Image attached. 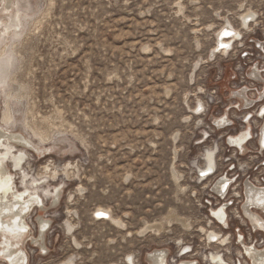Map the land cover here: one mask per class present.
<instances>
[{"label": "rangeland", "instance_id": "374dc122", "mask_svg": "<svg viewBox=\"0 0 264 264\" xmlns=\"http://www.w3.org/2000/svg\"><path fill=\"white\" fill-rule=\"evenodd\" d=\"M12 5L10 14L0 11V116L9 112L5 129L47 152L39 157L12 144L3 150L10 166L25 149L23 168L12 170L18 189L29 188L47 204L60 187L56 207L41 213L53 222L50 254L39 258L28 248V264H146L145 254L162 248L174 262L181 246L183 260L205 264L203 256L215 252L229 264H248L232 239L240 232L246 243L264 245L237 219L245 180L264 181V152L255 137L261 120L251 123L250 154L228 149L225 139L243 128L242 113L229 109L238 100L231 92L250 86L253 97L261 89L247 78L256 64L264 69L255 48L264 41V0ZM247 15L253 19L245 27ZM224 27L237 35L231 52L216 47ZM223 113L232 126L219 131L211 123ZM213 147L217 174L200 182ZM233 166L225 232L232 238L229 245H209L207 231L223 233L208 217L218 204L211 186ZM236 192L241 199L232 197ZM98 209L112 220L96 222Z\"/></svg>", "mask_w": 264, "mask_h": 264}, {"label": "bare ground", "instance_id": "6f19581e", "mask_svg": "<svg viewBox=\"0 0 264 264\" xmlns=\"http://www.w3.org/2000/svg\"><path fill=\"white\" fill-rule=\"evenodd\" d=\"M12 4L13 0H0V11L10 14L13 9ZM248 16L249 15L242 18L243 26L245 27L252 23L253 18ZM225 33H228V35H225ZM234 36L237 38V35L228 27L222 28L217 34L218 42L216 47L219 48V51L222 50V52H226L229 50L230 43L232 42ZM255 48L261 55H264L263 40H257ZM1 52L2 50L0 51V54ZM263 72L264 69H261L258 64H256L255 67H253L248 72L247 79L261 86V89L257 92V94H255L253 97L250 96V92L254 90L250 86H243L237 91L233 90L231 94L234 97H237L238 100H235L236 102L232 101L233 103H230L229 107L230 110L233 109L242 113V120H248L249 125H251L256 116H258L257 119L261 120L256 141L258 142L257 150L260 152L264 151V115L260 114L261 111L264 110ZM256 106H258L257 109H255ZM197 108L198 107H196L195 110ZM260 108L262 109L260 110ZM194 114L197 115L199 113L196 111ZM224 114L225 113H223V115L218 118L212 119V122H214L219 131L225 130L230 125L229 117L226 114L224 116ZM9 121H11L9 112H6L3 115V118L2 115L0 116V264H28V248H34L37 253L39 251L47 252L48 250L46 243L44 242L46 236L45 231L47 227L51 225V222L49 218H44V215L41 213H46L48 211L47 209L50 207H56L60 199V187H55L52 190V194L50 195V199L47 204L44 203V200L40 195H35L29 188L23 187L18 189L16 187V174L14 175L12 170L15 171L17 169L23 168V161L26 159V154L24 151L25 149H19L18 152L13 154L11 158L12 164L9 166L7 161L10 156L8 153L9 151L4 152L3 150L6 147V144H12L15 147L18 145L29 147L34 150L36 155L39 157H44L46 155L47 148L36 147L20 133H14L12 131L6 130L3 124H7ZM244 131L245 129H243L241 132L239 131L240 134H238L237 131L236 134L234 133V135H229L228 137V143L231 145V147H233L237 152H240L242 155L251 153V151L248 150L249 142L246 141L250 136H252V133ZM40 140L44 141L45 139L40 137ZM213 149L214 151L207 153L205 159V168L200 172L205 170L211 171L216 167V160L214 161V158L216 159L214 155L215 148L213 147ZM44 170L48 171L49 169L44 168ZM54 173L55 172L50 173L51 175L48 178L54 176ZM215 181L217 182L214 185V191L219 195L218 204L217 206L215 205L216 207H212L210 209L208 217L210 219L215 218V220H217V224L223 233L207 231L206 238L209 245L225 246L230 244V239L232 238L230 234L228 235V233H225L229 227L227 212L228 202L226 201V197L228 194H231L230 185L232 182L228 174L226 176L221 174L216 178ZM252 181H250V179L247 181L245 180V183L243 184V194L241 195L243 206L240 212H238L237 219H241V221L245 220L251 229L254 230V233H259L261 235L263 243L264 181L262 182L263 184H257ZM256 182L259 181L256 180ZM227 191L228 194L225 196ZM237 193L238 192H236L232 197L241 199L239 198L240 195ZM96 212L109 216L108 220L101 218L97 222H109L112 220L111 215L107 210L98 209ZM30 220L33 223L34 229L29 223ZM113 222H115V220H113ZM232 241L233 244L238 247L241 252H239L240 255L245 258L248 264H264V245H259L258 242L254 241L253 239L246 243L240 232H238V235L234 233ZM186 250L187 248L181 246L179 249V259L172 262L169 260L168 249H152L145 254L144 261H146V264H198V262L181 259V256L187 253ZM202 260L205 264H229L225 259L221 258L220 255L216 256L215 252H210L208 255L206 254L203 256ZM127 262L128 264H134L131 259H127ZM238 264L240 263L238 262Z\"/></svg>", "mask_w": 264, "mask_h": 264}, {"label": "built area", "instance_id": "2783aa9c", "mask_svg": "<svg viewBox=\"0 0 264 264\" xmlns=\"http://www.w3.org/2000/svg\"><path fill=\"white\" fill-rule=\"evenodd\" d=\"M243 38L241 37L240 39H238L239 41L238 42H241V40H242ZM233 44H234V42H233ZM228 52H231V49L228 51ZM227 52V53H228ZM262 108H260V110H261ZM257 117L258 116H256L255 117V119H257ZM254 119V120H255ZM212 125H213V127L216 129V130H218L217 129V127H216V125L214 124V123H211ZM241 124L243 125V128H242V130L243 129H245V131L244 132H249V133H252V129H251V125H249V123H248V120H246V119H244V120H242L241 121ZM232 126V122H230V125L226 128V129H228V128H230ZM241 132V131H240ZM240 132H237L238 134H240ZM228 137L229 136H227L226 137V139H225V144H226V146H227V148L228 149H233V150H235L233 147H231V145L228 143ZM255 137L257 138V135H255ZM253 138H254V134L252 133V136H250L248 139H247V141L246 142H251L252 140H253ZM249 143H248V145H249ZM264 152V151H263ZM238 153H240V152H238ZM240 156L242 155L241 153L239 154ZM234 171V166L233 167H231V168H228L226 171H224V173H223V175L224 176H226L227 174H230V172H233ZM201 173H207V175H204V176H202L201 175ZM217 174V167H215L213 170H211V171H208V170H205V171H203V172H200V171H198V178H199V181L200 182H204V181H207V180H209V179H211V178H213L215 175ZM236 179H237V176L236 177H234V178H232L231 177V188H232V186L234 185V183L236 182ZM216 182L217 181H215L214 183H213V185L211 186V189H213V194L215 195V196H217V197H219V195L214 191V185L216 184ZM230 186H229V188H230ZM230 188V189H231ZM228 194V191H227V193L225 194V196ZM229 195V194H228ZM232 203H228V206H227V209H228V207L231 205ZM98 213L99 212H94L93 213V219L97 222L98 220H100L101 218H105V219H109V216L108 215H105V214H103V215H98ZM46 218H51V216L50 215H47V216H45ZM229 217V216H228ZM35 220V219H34ZM216 225H218L217 224V220H215V218H212L211 219ZM228 224H229V221H228ZM52 225H53V222H52V224L51 225H49V227H47V229H46V231H45V233H46V236H47V234L48 233H50V231L52 230ZM219 226V225H218ZM253 232H254V230L253 229H251ZM236 233H238V232H236ZM46 236H45V243H46ZM47 246V245H46ZM49 254H50V252H49V250H47V252H41V251H39L38 253H37V255H38V257L39 258H46V257H48L49 256ZM230 263V262H229Z\"/></svg>", "mask_w": 264, "mask_h": 264}, {"label": "snow or ice", "instance_id": "6c2138e0", "mask_svg": "<svg viewBox=\"0 0 264 264\" xmlns=\"http://www.w3.org/2000/svg\"><path fill=\"white\" fill-rule=\"evenodd\" d=\"M225 35H228V33H225ZM261 115H264V110L261 111ZM202 176L207 175V173H201ZM98 215H103L102 213H98Z\"/></svg>", "mask_w": 264, "mask_h": 264}]
</instances>
